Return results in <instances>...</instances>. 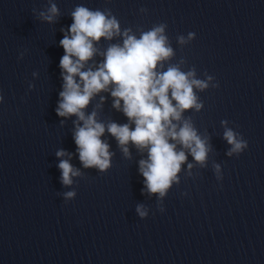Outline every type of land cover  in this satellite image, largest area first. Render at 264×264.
I'll return each instance as SVG.
<instances>
[{"label": "clouds", "instance_id": "clouds-1", "mask_svg": "<svg viewBox=\"0 0 264 264\" xmlns=\"http://www.w3.org/2000/svg\"><path fill=\"white\" fill-rule=\"evenodd\" d=\"M58 14L57 6L51 4L47 13H40V18L51 23ZM71 16L73 22L68 33L60 40L64 55L59 64L64 84L56 114L65 118L77 117L74 141L81 164L101 172L110 167V145L101 138L107 131L116 139L125 157L130 156V143L139 151L147 150V159L139 161L140 174L147 191L163 197L173 181L178 182V173L189 154L201 166L205 165L210 151L207 138H202L191 117L185 118L183 114L192 109L200 111L203 103L194 89H207L208 81L214 78L197 79L194 68L185 72L179 65L161 70L163 63L175 55L164 23L141 31L137 37L130 28L121 30L120 22L110 9L90 10L77 6ZM115 37H122V44H110L100 53L103 61L95 70H83L99 52L94 45L102 38L111 41ZM194 38L195 33L189 32L187 40L183 35L177 40L184 45ZM213 86L218 87V84ZM110 87L113 107L122 111L130 123L105 124L97 120L96 111L85 114L92 98ZM221 123L226 125L227 121ZM223 138L232 146L228 152L230 156L242 153L248 147V142L230 128H225ZM66 155L71 156L63 149L56 152L58 158ZM192 167L188 164L189 169ZM215 167L219 172V165ZM58 168L64 186L72 185V178L81 175L67 159H60ZM63 195L68 201L76 196V192L67 191ZM136 211L142 218L147 216L143 206H138Z\"/></svg>", "mask_w": 264, "mask_h": 264}]
</instances>
